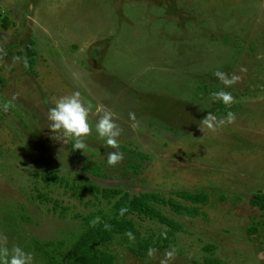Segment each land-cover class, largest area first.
<instances>
[{"label": "rangeland", "instance_id": "374dc122", "mask_svg": "<svg viewBox=\"0 0 264 264\" xmlns=\"http://www.w3.org/2000/svg\"><path fill=\"white\" fill-rule=\"evenodd\" d=\"M218 70L238 80L225 87ZM221 89L233 103L214 100ZM77 90L114 113L118 149L94 131L74 149L47 128L54 101ZM228 111L232 124L204 127L209 112ZM96 119L93 109V128ZM87 185L190 207L175 193L209 197L197 217L156 205L182 227L172 235L134 215L140 239L128 244L150 248L137 255L116 235L101 246L113 264H264V217L250 203L264 192V0H0V243L34 264H65L84 217L114 211Z\"/></svg>", "mask_w": 264, "mask_h": 264}, {"label": "trees", "instance_id": "16d2710c", "mask_svg": "<svg viewBox=\"0 0 264 264\" xmlns=\"http://www.w3.org/2000/svg\"><path fill=\"white\" fill-rule=\"evenodd\" d=\"M3 21H5V19ZM26 48V53L30 58L29 61L33 64L32 57L34 56V50L32 49L31 40L27 42ZM93 172L98 174V169L96 166L94 167V165ZM50 173L51 171L47 170L43 177L48 179ZM51 175L53 177L56 176L54 173H51ZM86 189L94 197H100L112 203L114 211L111 216H107L99 211V215H96L97 213H92L84 217L83 221L86 225V229L71 245L67 254L63 257L65 264H113L115 255L102 249L101 246L113 240L116 235L122 236L124 243L133 253L143 255V253L150 248L147 239L141 238L137 248L128 244L130 238L140 239L141 233L133 219L134 215L142 219L158 221L166 225L169 228L167 233L172 235L174 231L182 230V227L178 226L173 219L157 208V204H164L167 201L170 208L175 213L180 215L183 214L188 217H197L199 216V208L197 205L205 204L209 200L208 194L203 190H182L175 193L179 198L196 205L190 207L172 198L164 200L163 197L153 192H140L131 195L128 191H124L120 188L98 187L94 185H87ZM250 203L252 206L261 210L264 217V192L254 195ZM163 239L167 240V236ZM215 248L213 244L205 247L206 250L212 252ZM215 263L222 264V261L215 257H206L204 259V264Z\"/></svg>", "mask_w": 264, "mask_h": 264}, {"label": "clouds", "instance_id": "9594fccd", "mask_svg": "<svg viewBox=\"0 0 264 264\" xmlns=\"http://www.w3.org/2000/svg\"><path fill=\"white\" fill-rule=\"evenodd\" d=\"M215 76L225 87H230L238 80V77H229L226 73L219 70L215 72ZM211 95L214 100L225 106L233 103L234 98L231 93L223 89ZM3 107L6 110L7 104ZM93 109L97 116L94 128L90 125V113ZM129 118L135 121V114L129 113ZM46 119L48 121L47 128L52 134H57L56 140H62L64 143L68 140H74V149L84 148L83 139L93 131L103 141L104 146L118 149V138L121 133L119 126L115 122L114 113L103 104L93 105L91 101H86L78 90L56 99L53 106L48 109ZM235 119L236 113L233 111H228L220 119L209 112L202 119V123L208 130L215 131L218 127L232 124ZM122 159L123 153L119 150L111 151L107 155V163L110 166L116 165ZM2 239L4 238H0V240ZM0 264H34V256L31 252L25 251L19 245H14L9 248L3 243H0Z\"/></svg>", "mask_w": 264, "mask_h": 264}, {"label": "bare ground", "instance_id": "6f19581e", "mask_svg": "<svg viewBox=\"0 0 264 264\" xmlns=\"http://www.w3.org/2000/svg\"><path fill=\"white\" fill-rule=\"evenodd\" d=\"M231 25V24H230Z\"/></svg>", "mask_w": 264, "mask_h": 264}]
</instances>
